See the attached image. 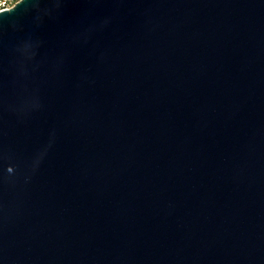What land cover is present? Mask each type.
<instances>
[{
    "label": "water",
    "instance_id": "water-1",
    "mask_svg": "<svg viewBox=\"0 0 264 264\" xmlns=\"http://www.w3.org/2000/svg\"><path fill=\"white\" fill-rule=\"evenodd\" d=\"M0 264H264V0L0 10Z\"/></svg>",
    "mask_w": 264,
    "mask_h": 264
},
{
    "label": "built area",
    "instance_id": "built-area-1",
    "mask_svg": "<svg viewBox=\"0 0 264 264\" xmlns=\"http://www.w3.org/2000/svg\"><path fill=\"white\" fill-rule=\"evenodd\" d=\"M19 0H0V10L13 6Z\"/></svg>",
    "mask_w": 264,
    "mask_h": 264
}]
</instances>
